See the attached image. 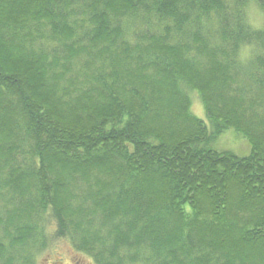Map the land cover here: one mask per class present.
Masks as SVG:
<instances>
[{
	"label": "trees",
	"instance_id": "1",
	"mask_svg": "<svg viewBox=\"0 0 264 264\" xmlns=\"http://www.w3.org/2000/svg\"><path fill=\"white\" fill-rule=\"evenodd\" d=\"M59 239L264 264V0H0V264Z\"/></svg>",
	"mask_w": 264,
	"mask_h": 264
},
{
	"label": "rangeland",
	"instance_id": "2",
	"mask_svg": "<svg viewBox=\"0 0 264 264\" xmlns=\"http://www.w3.org/2000/svg\"><path fill=\"white\" fill-rule=\"evenodd\" d=\"M253 17L256 14L252 15ZM257 20L260 22L261 17L257 14ZM192 104L191 111L193 114L206 122V113L204 106L196 93H191ZM209 125V121H208ZM249 143L240 135L236 134L234 129H228L225 134L219 136L211 145L216 151H234L239 154L248 153ZM36 264H95L93 260L81 253H77L67 240H56L48 249L38 257Z\"/></svg>",
	"mask_w": 264,
	"mask_h": 264
}]
</instances>
